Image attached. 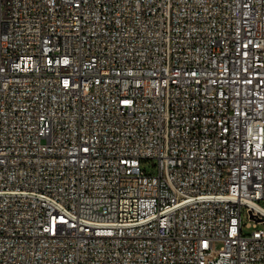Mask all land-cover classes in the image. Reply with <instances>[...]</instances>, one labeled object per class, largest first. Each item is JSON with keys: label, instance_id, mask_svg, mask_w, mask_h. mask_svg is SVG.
I'll return each instance as SVG.
<instances>
[{"label": "built area", "instance_id": "1", "mask_svg": "<svg viewBox=\"0 0 264 264\" xmlns=\"http://www.w3.org/2000/svg\"><path fill=\"white\" fill-rule=\"evenodd\" d=\"M0 264H264V0H0Z\"/></svg>", "mask_w": 264, "mask_h": 264}, {"label": "rangeland", "instance_id": "2", "mask_svg": "<svg viewBox=\"0 0 264 264\" xmlns=\"http://www.w3.org/2000/svg\"><path fill=\"white\" fill-rule=\"evenodd\" d=\"M142 165H143V166H146V169H147L148 171H152V170H153V169L150 167L149 162H147V163L143 162ZM242 219H243L244 222L246 221V214H245V213L242 214ZM244 230H245V231H249V229H247V228H245Z\"/></svg>", "mask_w": 264, "mask_h": 264}]
</instances>
